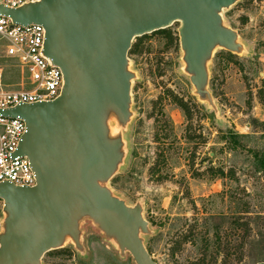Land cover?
Here are the masks:
<instances>
[{"label":"rangeland","instance_id":"374dc122","mask_svg":"<svg viewBox=\"0 0 264 264\" xmlns=\"http://www.w3.org/2000/svg\"><path fill=\"white\" fill-rule=\"evenodd\" d=\"M238 50L216 46L202 93L191 83L180 22L136 37L127 53L128 117L107 112L120 158L100 185L139 207L157 264H264V0L219 12ZM0 52V91L27 89ZM37 264H136L88 216Z\"/></svg>","mask_w":264,"mask_h":264},{"label":"water","instance_id":"95a60500","mask_svg":"<svg viewBox=\"0 0 264 264\" xmlns=\"http://www.w3.org/2000/svg\"><path fill=\"white\" fill-rule=\"evenodd\" d=\"M237 0H41L0 14L20 25L45 29L44 54L64 78L51 102L0 110L26 125L16 154L26 156L36 186L0 184L4 232L0 264H37L65 236L78 240V220L88 216L136 264H157L139 237L146 222L100 185L114 171L120 143L107 138L112 110L128 117L132 40L180 22V45L198 93L207 82L206 61L216 46L238 50L236 34L221 26L219 12Z\"/></svg>","mask_w":264,"mask_h":264},{"label":"built area","instance_id":"2783aa9c","mask_svg":"<svg viewBox=\"0 0 264 264\" xmlns=\"http://www.w3.org/2000/svg\"><path fill=\"white\" fill-rule=\"evenodd\" d=\"M41 0H0L7 9H18ZM45 29L39 24L20 25L0 14V52L12 59L26 75L27 89L0 91V110L21 104L51 102L60 97L64 85L61 69L44 54ZM26 132L23 120L0 114V184L36 186V176L26 156L16 154ZM4 202L0 200V235L4 232Z\"/></svg>","mask_w":264,"mask_h":264},{"label":"trees","instance_id":"16d2710c","mask_svg":"<svg viewBox=\"0 0 264 264\" xmlns=\"http://www.w3.org/2000/svg\"><path fill=\"white\" fill-rule=\"evenodd\" d=\"M228 55H231V52H227Z\"/></svg>","mask_w":264,"mask_h":264}]
</instances>
